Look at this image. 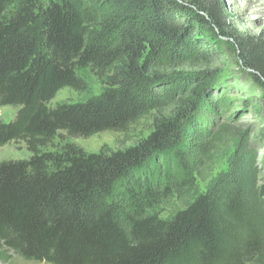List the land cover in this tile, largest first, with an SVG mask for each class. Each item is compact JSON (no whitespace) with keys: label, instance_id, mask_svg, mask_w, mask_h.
I'll return each mask as SVG.
<instances>
[{"label":"trees","instance_id":"trees-1","mask_svg":"<svg viewBox=\"0 0 264 264\" xmlns=\"http://www.w3.org/2000/svg\"><path fill=\"white\" fill-rule=\"evenodd\" d=\"M219 26L203 0H0V104L20 106L0 120V148L23 141L32 153L0 162L2 247L49 264H246L259 254L262 219L237 182L219 180L169 219L147 213L163 180L170 190V164L181 166V121L201 106L217 59L202 35ZM239 46L264 81V47ZM86 67L103 91L49 106L82 87ZM152 112L153 129L129 147L40 150L60 131L126 132Z\"/></svg>","mask_w":264,"mask_h":264},{"label":"rangeland","instance_id":"rangeland-1","mask_svg":"<svg viewBox=\"0 0 264 264\" xmlns=\"http://www.w3.org/2000/svg\"><path fill=\"white\" fill-rule=\"evenodd\" d=\"M203 2L213 5L219 13L220 26L202 35L214 43L217 59L210 66L211 76L203 79L205 84L200 87L205 90L201 106L181 121L186 128L181 166L170 164L173 168L167 180L170 190L166 191L163 180L158 188L161 191L158 202L147 213L169 219L219 180L233 181L257 207L264 231V81L247 67L239 46L241 40H249L251 47H264V0ZM78 76L82 87L62 88L49 106L84 101L103 91L104 86L91 67L79 70ZM19 108L0 104V120L11 121ZM153 119L152 112L126 132L103 131L89 137L60 131L50 145L40 150L58 151L68 143L87 153L129 147L149 135ZM31 155L23 141H12L0 148V162L27 159ZM160 166L164 170L165 164ZM0 264L49 263L27 260L0 245ZM246 264H264V242L259 254Z\"/></svg>","mask_w":264,"mask_h":264}]
</instances>
